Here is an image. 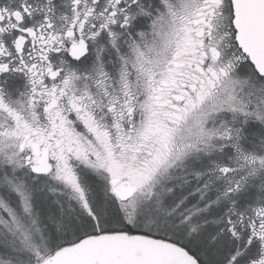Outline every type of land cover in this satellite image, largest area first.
Here are the masks:
<instances>
[{
	"label": "snow or ice",
	"instance_id": "snow-or-ice-1",
	"mask_svg": "<svg viewBox=\"0 0 264 264\" xmlns=\"http://www.w3.org/2000/svg\"><path fill=\"white\" fill-rule=\"evenodd\" d=\"M0 264H264V0H0Z\"/></svg>",
	"mask_w": 264,
	"mask_h": 264
}]
</instances>
